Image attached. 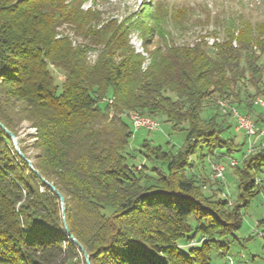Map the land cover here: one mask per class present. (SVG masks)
Wrapping results in <instances>:
<instances>
[{
  "label": "trees",
  "instance_id": "16d2710c",
  "mask_svg": "<svg viewBox=\"0 0 264 264\" xmlns=\"http://www.w3.org/2000/svg\"><path fill=\"white\" fill-rule=\"evenodd\" d=\"M64 25L85 46L57 38ZM130 28L99 23V14L76 0H0V123L63 195L68 228L59 196L0 126V264H81L83 252L68 230L91 264H212L211 251H228L241 240V207L224 223L191 170L194 157L204 160L223 148L215 157L233 154L219 105L210 118L203 113L215 96L239 98L247 72L255 88L262 83L259 58L243 55L256 44L252 34L241 33L240 48L232 40L217 45L215 56L201 44L159 43L144 68L147 59L132 47ZM91 50L94 63L87 58ZM49 63L65 74L61 91ZM134 113L185 134L183 145L147 139L140 146L146 163L137 161L129 147L134 131L143 129H134ZM24 123L37 132L30 146L20 138ZM245 152L230 157L237 174L264 172V149L242 162ZM256 177L238 188L260 194ZM195 231L209 240L185 246Z\"/></svg>",
  "mask_w": 264,
  "mask_h": 264
},
{
  "label": "rangeland",
  "instance_id": "374dc122",
  "mask_svg": "<svg viewBox=\"0 0 264 264\" xmlns=\"http://www.w3.org/2000/svg\"><path fill=\"white\" fill-rule=\"evenodd\" d=\"M76 1L84 11L97 12L101 24L108 21H117L119 23L126 22L127 25H130V43L138 53H141L147 59L144 68L149 63V53L159 43L190 47L201 44L212 56H215L217 45H223L232 40L233 46L240 48L241 33H251L256 44L252 43L253 47L251 46L252 48L249 49L250 52L245 51L243 55L246 56L247 53H250L259 58L258 64L260 69L263 70L262 83L255 88L251 80L252 75L247 72L246 79L239 84L241 96L234 99L228 97L227 100H223L220 96L213 97L215 102L206 106L203 117L208 119L213 116L217 111V105H219L220 117L218 122L225 123V128H229L224 135L233 141L231 144L228 142L225 145L231 148L230 152H233V154L237 151L239 153L246 151V154L241 158L242 162L244 160L247 162L253 154L264 149V110L259 108L258 104L259 101L264 103V0ZM57 38H68L74 46L84 45L85 43V40L67 25L58 30ZM257 42L261 46H258ZM87 58L90 63H94L97 58L96 50L88 52ZM242 64L245 66V60ZM49 70L55 77L61 91L64 72L52 63H49ZM237 89L238 86L233 88L235 94H237ZM250 101L255 107L252 108L247 104ZM102 103L105 102L102 101ZM233 115H244L251 118L255 129L259 131L258 136L249 137L243 131H239L237 129V116ZM155 121L159 125L158 130L151 131L152 133L147 130L134 131V136L131 139L129 150L141 163L146 162L140 151V146L147 139H151L162 146H166L167 142L173 143L176 148L183 145L185 134L172 131L169 124L161 119ZM36 134V129L28 123H24L20 136L24 140L23 145L30 146L35 139H30L29 136L35 137ZM242 143H245V147H240ZM14 149L18 153L20 152V148L17 150L15 145ZM241 150L243 151L240 152ZM28 151L30 155L35 154V150L32 148H29ZM225 151L224 148L217 149L215 155H207L204 160L194 157L193 159L196 162L191 170L197 176L199 186H201L204 194L209 197L208 203L217 206L219 217L224 223H230V213L238 205L241 207L243 215L244 227L237 233L241 240L234 241V243L233 240L228 239L231 244L234 243L228 251L225 247L221 248V246L211 251L212 264H264V172H255L257 175L255 183L260 194L250 196L255 192L245 193L238 188L237 183L245 181L247 176L255 175L254 172L248 174V171H245L242 176L239 173L237 174V170L232 168L236 162L230 159V157L233 158V154L229 153L228 157H215L216 154L220 156V153H225ZM218 165L224 170L223 179L218 178L214 171V168ZM220 202H223V204L221 205ZM63 221L66 223L64 217ZM190 223L194 228L199 225L195 218H191ZM221 225L219 228H221ZM252 235H255V237L251 238ZM190 236L184 244L187 247H195L199 242L205 239L209 240L207 237L202 236L199 239L196 231L195 236L192 237V232ZM83 263H86L84 255L81 259V264Z\"/></svg>",
  "mask_w": 264,
  "mask_h": 264
},
{
  "label": "built area",
  "instance_id": "2783aa9c",
  "mask_svg": "<svg viewBox=\"0 0 264 264\" xmlns=\"http://www.w3.org/2000/svg\"><path fill=\"white\" fill-rule=\"evenodd\" d=\"M110 104H112V101H109ZM264 106V105H263ZM237 116V129L240 131H243L246 133L249 137H257L258 136V130H251L250 129V120L251 118H247L244 115H234ZM131 122L133 124L134 129L136 130V125H147V130L149 131H156L159 129V126H153L150 125V120L148 121H140L139 118L132 117L131 115ZM214 171L216 173V176L218 178H224V170L219 165L214 168Z\"/></svg>",
  "mask_w": 264,
  "mask_h": 264
},
{
  "label": "water",
  "instance_id": "95a60500",
  "mask_svg": "<svg viewBox=\"0 0 264 264\" xmlns=\"http://www.w3.org/2000/svg\"><path fill=\"white\" fill-rule=\"evenodd\" d=\"M0 126L2 127V129L11 137V139H12V141H13V143H14V145H15V147H16V149L17 150H19V148H18V141H17V137L14 135V133L13 132H11V131H9L3 124H1L0 123ZM20 153V155L22 156V158L29 164V166H30V168L31 169H33L35 172H36V174L39 176V177H41L42 178V176H41V174L38 172V171H36L35 169H34V167L32 166V163H31V161L29 160V159H27L26 158V156L20 151L19 152ZM43 179V181L45 182V183H47L48 185H49V187L59 196V198H60V201H61V204H62V211H63V217H64V219H65V203H64V197H63V195H61L58 191H57V189L52 185V184H50L49 182H47L44 178H42ZM65 226H66V228H67V225H66V223H65ZM68 229V228H67ZM68 233H69V236H70V239L74 242V243H76L79 247H80V249L82 250V252H83V255H84V258H85V262H86V264H91V262H90V259H89V255H88V253L85 251V249L83 248V246L76 240V238L73 236V234H71L70 232H69V230H68Z\"/></svg>",
  "mask_w": 264,
  "mask_h": 264
},
{
  "label": "bare ground",
  "instance_id": "6f19581e",
  "mask_svg": "<svg viewBox=\"0 0 264 264\" xmlns=\"http://www.w3.org/2000/svg\"><path fill=\"white\" fill-rule=\"evenodd\" d=\"M258 104L261 107L264 108V106H263L264 103L262 101H259ZM132 117L139 118L140 121H148V120H150V125L159 126L158 123L154 119H152L150 117L142 116L140 114H133ZM140 129H143V130L146 129L147 130V125H136V130H140ZM250 129L251 130H256L252 120H250Z\"/></svg>",
  "mask_w": 264,
  "mask_h": 264
}]
</instances>
